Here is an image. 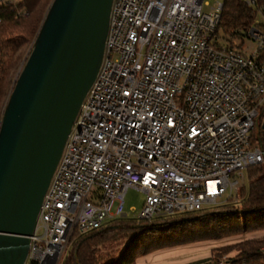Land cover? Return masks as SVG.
<instances>
[{
	"label": "built area",
	"instance_id": "2783aa9c",
	"mask_svg": "<svg viewBox=\"0 0 264 264\" xmlns=\"http://www.w3.org/2000/svg\"><path fill=\"white\" fill-rule=\"evenodd\" d=\"M0 0V6L6 2ZM114 0L103 67L42 204L24 264H61L76 233L125 217L196 213L235 197L264 164V16L244 41L217 39L225 0ZM255 7V0H244ZM256 43L248 55L247 43Z\"/></svg>",
	"mask_w": 264,
	"mask_h": 264
},
{
	"label": "water",
	"instance_id": "95a60500",
	"mask_svg": "<svg viewBox=\"0 0 264 264\" xmlns=\"http://www.w3.org/2000/svg\"><path fill=\"white\" fill-rule=\"evenodd\" d=\"M113 5L53 0L17 74L0 123V264L27 259L45 196L103 67Z\"/></svg>",
	"mask_w": 264,
	"mask_h": 264
},
{
	"label": "trees",
	"instance_id": "16d2710c",
	"mask_svg": "<svg viewBox=\"0 0 264 264\" xmlns=\"http://www.w3.org/2000/svg\"><path fill=\"white\" fill-rule=\"evenodd\" d=\"M255 1V7H250L244 0H225L221 25L216 33L219 41L233 47L234 42L244 41L257 18L264 16V0ZM52 2L18 0L0 6V123L17 74ZM259 28L264 32V26ZM259 57L264 62V49ZM258 129V136L256 130L253 133V143L264 135V131ZM247 172L250 187L248 191L245 187L238 189L241 200L238 206L176 214L151 222L116 220L88 234L76 233L61 264H136L139 258L178 244L255 233L263 235L215 250L211 260L217 264H264V164L249 168Z\"/></svg>",
	"mask_w": 264,
	"mask_h": 264
},
{
	"label": "rangeland",
	"instance_id": "374dc122",
	"mask_svg": "<svg viewBox=\"0 0 264 264\" xmlns=\"http://www.w3.org/2000/svg\"><path fill=\"white\" fill-rule=\"evenodd\" d=\"M210 4H213L214 1L209 0ZM259 19L260 16H259ZM224 44V43H223ZM256 43L252 42L247 43L246 47L244 48L245 52L248 55H251L254 50L256 49ZM3 114V113H2ZM1 114V116H2ZM2 118V117H1ZM262 124H260V128H261ZM259 129H256L255 135L258 136V131ZM264 138V135L261 137ZM258 140V138L256 139V141ZM239 179V183L240 186L239 188L245 187L246 191L249 190L250 187V179H249V175L248 172L245 171L243 172V177L242 178H238ZM235 198L230 199L229 202L225 203L223 206H238L241 202L240 198H238V192L236 195V192H234ZM144 203H145V195L137 190H130L128 191L126 198H125V217L119 219V220H124L127 222H136V221H140V214L142 212V209L144 207ZM221 206V205H220ZM218 206V207H220ZM217 208L216 206H206L204 208V210H209V209H214ZM114 220H107L106 221V225H108L109 223L113 222ZM263 234H259V233H255V234H249V235H244V236H238V237H231V238H226V239H221V240H213V241H203V242H196V243H187V244H178L175 245L173 247H169V248H165L159 251H156L148 256H145L143 258H139L136 262V264H138L139 262H143L146 259V263L145 264H152V263H156V264H165L168 262V260L163 261L166 257L165 253L167 252H171V251H179L181 253H185L190 251L191 248H188V246H194V245H198L200 247H204L203 249H210L211 250V254L213 255L215 250L224 248V247H228V246H233L236 245L242 241L248 240V239H253V238H257L262 236ZM183 247V248H182ZM185 248H188V250H185ZM234 255V254H233ZM232 255V256H233ZM230 256V255H229ZM228 256V257H229ZM225 259H223L224 262ZM226 261V260H225ZM142 263V264H143Z\"/></svg>",
	"mask_w": 264,
	"mask_h": 264
},
{
	"label": "crops",
	"instance_id": "0c3cea01",
	"mask_svg": "<svg viewBox=\"0 0 264 264\" xmlns=\"http://www.w3.org/2000/svg\"><path fill=\"white\" fill-rule=\"evenodd\" d=\"M188 248H191L190 251L185 253H181L179 251L165 253L164 257L166 258L163 261L168 260L165 264H217L215 261L211 260L212 254L210 249H203L204 247H200L198 245H190ZM188 248H185V250H188ZM142 263L143 262H139L138 264ZM145 263L146 259L143 264Z\"/></svg>",
	"mask_w": 264,
	"mask_h": 264
}]
</instances>
